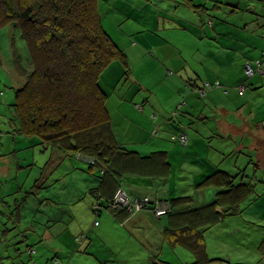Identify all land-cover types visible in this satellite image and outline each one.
<instances>
[{
    "label": "crops",
    "instance_id": "0c3cea01",
    "mask_svg": "<svg viewBox=\"0 0 264 264\" xmlns=\"http://www.w3.org/2000/svg\"><path fill=\"white\" fill-rule=\"evenodd\" d=\"M156 1L161 4L153 25L140 26L125 36L110 32L127 62L113 61L100 80L108 88L107 105L119 145L139 156L165 154L150 161L122 157L108 175L84 167L85 179L66 181L58 205L45 206L48 217L33 225L29 223L34 218H24V210L38 202H23L22 180L0 186V264H10L6 258H13L9 246L16 239L24 244L15 246L16 251L31 256L28 264H264L262 251L256 261L245 249L250 239L257 238L258 243L264 237V0H146V5ZM248 63L255 67L251 75ZM179 105L181 111L173 117ZM180 133L188 135L186 145L173 139ZM27 146L30 160L40 163L35 145L28 142ZM12 154L7 163L0 161V177L19 172L22 160L16 151ZM79 158L90 164L87 156L79 154ZM49 160L47 168L55 173L52 183L58 185L62 175H56L57 160L67 164L65 172H71L73 156L57 152ZM218 170L227 172L232 184H243L233 192L248 193L247 185L253 187L250 196L238 202L239 212L223 211L236 201L225 195L217 206L225 215L218 212V221L211 224L206 223L215 213L193 223L190 217L172 213L159 216L148 207L135 209L129 217L124 212L115 215L106 206L100 211L103 220L94 224L92 209L99 199L91 190L106 179L100 202L106 203L118 184L133 199L188 196L185 203L173 204L176 213L211 203L219 193L228 192L231 186L225 183L200 186ZM82 198L88 218L83 214L77 233L73 225ZM255 220L262 222L256 224L258 237L246 231V224ZM189 224L193 227L180 231L174 243L165 235L167 227L181 229ZM200 226L206 227L203 241L210 260L203 255L198 261L194 251L199 239L194 230Z\"/></svg>",
    "mask_w": 264,
    "mask_h": 264
},
{
    "label": "trees",
    "instance_id": "16d2710c",
    "mask_svg": "<svg viewBox=\"0 0 264 264\" xmlns=\"http://www.w3.org/2000/svg\"><path fill=\"white\" fill-rule=\"evenodd\" d=\"M98 4L99 0H0V29L9 23L19 25L33 66V70L26 74L23 86L16 90L15 106L20 123L18 130L32 137V147L43 145L67 155L74 152L82 154L90 158V168H99L108 175L113 174L114 163L122 157L129 160L138 156L150 161L165 152L139 156L136 151L123 149L115 138L107 105L108 93L103 88L100 77L113 61L122 60L126 64L127 56L104 28ZM180 111L181 105L174 110L172 116H177ZM35 136L40 140L35 141ZM164 167L167 168L168 163ZM219 175L224 177L217 180ZM104 182L107 183L108 180ZM217 182L225 183L231 188L226 190L228 192L219 193L215 201L196 209L173 213L175 203H185L183 199L188 200V196L182 199L148 196L150 201L142 208L148 207L155 211L161 206L166 210L164 214L190 217V222L193 223L198 217L215 213L214 218L206 223L211 224L218 221L216 216L220 211L217 206L225 195L236 201L223 211L235 213L239 212L236 208L238 202L247 195L250 196L253 189L247 185L248 193L233 192L243 184H232L229 174L223 170L208 176L200 186L218 184ZM103 184L91 190L99 199L93 210L100 214L102 207L106 206L115 215L124 212L129 217L135 208L132 211L129 206L111 204L115 193L121 188L119 184L106 203L100 202ZM144 197L146 196L141 198ZM222 214L220 213L221 217ZM192 227V224L181 229L167 227L165 235L173 239L174 243L180 231ZM205 228L197 227L194 230L199 236L194 248L200 259L198 261H201L203 255L210 260L203 241ZM259 248L264 252V237ZM153 264L165 263L154 261Z\"/></svg>",
    "mask_w": 264,
    "mask_h": 264
},
{
    "label": "rangeland",
    "instance_id": "374dc122",
    "mask_svg": "<svg viewBox=\"0 0 264 264\" xmlns=\"http://www.w3.org/2000/svg\"><path fill=\"white\" fill-rule=\"evenodd\" d=\"M158 2L159 1H156V3L152 2L150 6V4L146 5V0H99V14L102 17L104 28L108 30L110 35L125 36L133 30L139 29L140 26L154 24L156 10H158ZM138 34L140 35V33ZM29 57V49L18 24L9 23L0 29V155H3L0 156V161L1 164L7 163L6 158H10L11 154H14L15 151L22 160V166L18 168L19 172L17 174H13V176L10 177L3 174L0 177V186L4 187L7 184L16 185L18 184V179L22 180V184L20 185L22 187V192L20 196L23 202L25 204L36 200L38 202L37 206L29 204L24 210V218H26L27 215H29V219L34 218V221L29 223L33 225L34 222H39L43 218L48 217L47 214L49 209H47V207L45 208V206L49 204L58 205L59 196H62L63 193L61 187L63 184L65 185L66 181H82L85 179L81 171L84 167L87 168L88 171H92V169L95 170L96 168H90L89 161L87 162L84 158L80 159L79 153H71L74 162L73 168L69 170L71 172H65L67 164L60 163L59 160H57L56 175L59 177L62 175V179L58 185H53L52 176L55 175V173H52L51 169L48 170L49 168H47V165L50 161L49 159L57 153L56 149H51L49 147L45 148L43 145H36L35 147L37 149L35 148V151L39 152L41 162L34 164V161L30 160L32 152L31 149L28 148L27 143L32 141V137L18 130L20 123L15 106L16 90L23 86L26 74L33 70ZM121 85H123L122 81L119 86ZM109 87L112 89L111 86ZM35 138V141L39 139L37 136H35ZM92 174L94 177L97 175L95 172H92ZM8 179L11 182H7L6 180ZM54 183H56V180ZM51 184L53 186L49 187ZM57 197H59L58 201ZM83 202L82 198L76 209L79 218L75 219L73 230L77 231V233L78 230H76V226L80 225V223L83 224V214L88 218L83 212ZM250 210L252 209H249V211ZM35 212H37V214L33 216ZM93 214L94 224L97 221L98 225L101 219L103 220V215H98L95 211H93ZM258 223L262 222L255 220L254 224H246V231L258 237L259 234H257L255 230L257 228L256 224ZM231 228L233 229V225ZM247 233L245 234L246 236L248 235ZM75 234L76 233H73V235ZM256 240L257 238L250 239L249 244L245 245V249L253 253L255 260L258 261L261 254L259 246L262 239L258 241V243L255 242ZM13 244V246L12 244L9 246V250H12L13 258L8 257L6 258L7 261L10 264H13V261L17 264H28V260L31 258L28 254L29 252L25 251L23 256H21V253L17 252L15 247L24 244L18 243L17 239L14 240ZM32 262L33 261L29 264H32Z\"/></svg>",
    "mask_w": 264,
    "mask_h": 264
},
{
    "label": "built area",
    "instance_id": "2783aa9c",
    "mask_svg": "<svg viewBox=\"0 0 264 264\" xmlns=\"http://www.w3.org/2000/svg\"><path fill=\"white\" fill-rule=\"evenodd\" d=\"M260 62L257 65L258 69L260 70ZM255 72V67L253 65H251L250 63H248L247 66V73L249 75L253 74ZM173 139L180 141L182 144H187L188 142V135L186 133H181V134H177V135H173ZM150 201V198L148 196L141 198V197H137V198H132L123 188H119L117 190V192L114 195V199L113 201H111V204L113 203L115 206H129L130 209L133 211V209H140L142 208L144 205L147 204V202ZM165 209L161 208V206H158L155 210L156 214L161 216L162 214L165 213ZM98 222L96 221V224Z\"/></svg>",
    "mask_w": 264,
    "mask_h": 264
}]
</instances>
